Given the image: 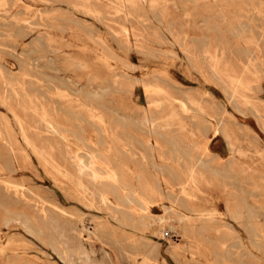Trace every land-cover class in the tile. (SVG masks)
I'll use <instances>...</instances> for the list:
<instances>
[{"label": "rangeland", "instance_id": "1", "mask_svg": "<svg viewBox=\"0 0 264 264\" xmlns=\"http://www.w3.org/2000/svg\"><path fill=\"white\" fill-rule=\"evenodd\" d=\"M263 13L0 0V264H264Z\"/></svg>", "mask_w": 264, "mask_h": 264}, {"label": "bare ground", "instance_id": "2", "mask_svg": "<svg viewBox=\"0 0 264 264\" xmlns=\"http://www.w3.org/2000/svg\"><path fill=\"white\" fill-rule=\"evenodd\" d=\"M88 9H89V8H88ZM263 14H264V13H263ZM125 31H127V30H125ZM220 51H221V50H220ZM254 59H255V58H254ZM217 74H218V73H217ZM218 75H219V74H218ZM238 79H239V78H238ZM220 80H221V79H220ZM237 81H238V80H237ZM239 82H241V80H239ZM239 84H240V83H239ZM150 86H152V85H150ZM145 87H146V86H145ZM152 87H153V86H152ZM157 87H158V86H157ZM147 88H148V87H147ZM149 89H150V88H149ZM152 89H153V88H151V90H152ZM154 89H155V90L158 89L157 91H160V90H159V87H158V88L155 87ZM161 89H162V88H161ZM155 90H153L154 93H155ZM246 90H248V89H246ZM146 91H147V90H146ZM148 92H149V91H148ZM148 94H149V93H148ZM245 98H246V97H245ZM190 101H191V100H190ZM152 102H153V101H152ZM159 102H160V101H159ZM154 103H155V102H154ZM190 103H191V102H190ZM192 103H193V102H192ZM192 103H191V105H192ZM248 104H249V103H248ZM191 105H190V106H191ZM193 107H194V106H193ZM195 107H197V106H195ZM197 110H198V108H197ZM255 111H256V110H255ZM196 115H197V114H196ZM42 116H43V115H42ZM44 116H45V115H44ZM176 117H177V115H176ZM16 118H17V117H16ZM44 118H45V117H44ZM96 119H97V118H96ZM171 119H172V118H171ZM18 120H19V119H18ZM8 122H9V121H8ZM8 122H7V123H8ZM18 122H19V121H18ZM18 122H17V123H18ZM19 125H20V123H19ZM48 125H49V124H48ZM48 125H47V126H48ZM4 126H5V125H4ZM20 127H21V126H20ZM20 129H21V128H20ZM21 130H22V129H21ZM72 131H73V130H72ZM21 133H22V135H23V132H21ZM0 135H2V133H1ZM155 135H156V134H155ZM225 137H226V136H225ZM8 138H9V137H8ZM21 138H22V137H21ZM26 138H27V137H26ZM208 139H209V138H208ZM226 139H227V138H226ZM27 140H28V139H27ZM227 140H229V139H227ZM150 141H151V140H150ZM24 142L26 143V141H24ZM10 143H11V142H10ZM27 145H28V142H27ZM29 146H30V145H29ZM228 146L230 147L231 145L228 143ZM228 146H227V147H228ZM30 147H31V146H30ZM172 147H173V145H172ZM34 148H35V147H34ZM114 148H115V147H114ZM173 148H174V147H173ZM231 148H232V147H231ZM32 149H33V148H32ZM234 149H235V148H234ZM34 150H35V149H34ZM34 150H33V151H34ZM33 151H32V152H33ZM82 151H83V150H82ZM175 151H176V150H175ZM232 151H233V150H232ZM235 151H236V150H235ZM231 153H232V152H231ZM40 154H41V153H40ZM41 155H42V154H41ZM134 156H135V155H134ZM179 156H180V155H179ZM41 157H42V156H41ZM142 158H143V157H142ZM232 159H233V158H232ZM45 161H46V160H45ZM82 161H83V160H82ZM82 161H81V162H82ZM48 162H49V161H48ZM79 162H80V161H79ZM81 162H80V163H81ZM99 162H100V161H99ZM145 162H146V161H145ZM95 163H97V162H95ZM46 164H48V163L46 162ZM82 164H83V163H82ZM48 165H49V164H48ZM53 165H54V163H53ZM84 165H85V164H84ZM84 165H83V166H84ZM96 165H98V164H96ZM96 165H95V166H96ZM99 166H100V165H99ZM102 166H103V165H102ZM102 166H101V167H102ZM202 166H204V165H202ZM52 167H54V166H52ZM54 168H55V167H54ZM106 168H107V167H106ZM52 169H53V168H52ZM55 169H56V168H55ZM60 169H61V168H60ZM107 169H109V168H107ZM107 169H106V170H107ZM53 170H54V169H53ZM56 170H57V169H56ZM56 170H54V171H56ZM63 170H65V169H63ZM104 170H105V169H104ZM110 171H111V169H110ZM60 172H61V171H59V174H62V173H63V172H62V173H60ZM106 172H107V171H106ZM112 172H114V171H112ZM112 172H111V173H112ZM56 173H58V171H56ZM65 173H66V172H65ZM243 173H244V172H243ZM93 174H94V173H93ZM105 174H108V172L105 173ZM112 174H113V173H112ZM189 174H190V173H189ZM244 174H245V173H244ZM67 175H68V174H67ZM70 175H71V174H70ZM95 175H96V174H95ZM97 175H98V173H97ZM109 175H110V174H109ZM62 176H63V175H62ZM68 176H69V175H68ZM113 176H114V175H113ZM113 176H112V177H113ZM115 176H116V175H115ZM190 176H191V174H190ZM190 176H189V178H190ZM65 177H66V175H65ZM69 177H70V176H69ZM95 177H97V176H95ZM103 177H104V176H102V178H103ZM107 177H108V175H107ZM116 177H117V176H116ZM137 177H138V175H137ZM66 178H67V177H66ZM171 178H172V177H171ZM63 179H64V178H63ZM70 179H71V178H70ZM72 179H73V178H72ZM75 179H76V178H75ZM105 179H106V176H105ZM113 179H114V178H113ZM113 179H112V180H113ZM68 180H69V179H68ZM99 180H100V179H99ZM106 180H107V179H106ZM108 180H109V179H108ZM114 180H117V179H114ZM69 181H70V180H69ZM93 181H95V180H93ZM192 181H193V180H192ZM114 182H115V181H114ZM116 182H117V181H116ZM78 183H80V182H78V180H77V183H76V184H77L78 187H79L80 184H78ZM194 183H195V182H194ZM7 184H8V183H7ZM81 184H82V183H81ZM247 184H248V183H247ZM5 185H6V183L4 184V186H5ZM10 185H11V184H10ZM8 186H9V185H8ZM11 186H12V185H11ZM13 186H14V187H18V186H15V185H13ZM82 186H84V185H81V187H82ZM81 187H79V188L81 189ZM85 187H86V186H84V188H85ZM92 187H93V186H92ZM182 187H183V186H182ZM9 188H10V186H9ZM79 188H78V189H79ZM177 188H178V187H177ZM183 188H184V187H183ZM183 188H182V189H183ZM121 189H122V188H121ZM11 190H12V189H11ZM16 190H18V189L16 188ZM87 190H88V189H87ZM87 190H86V191H87ZM9 191H10V190H9ZM206 191H207V190H206ZM83 192H84V191H83ZM87 192H88V191H87ZM97 192H99V191H97ZM180 192L183 193L182 190H181ZM85 193H86V192H85ZM91 193H92V192H91ZM93 193H94V192H93ZM132 193H133V192H132ZM134 194H135V193H134ZM253 194H254V193H253ZM92 195H93V197H94V194H92ZM138 195H139V194H138ZM255 195H256V194H255ZM97 196H98V194H97ZM101 196H102V195H101ZM101 196H100V198H101ZM93 197H92V198H93ZM98 197H99V196H98ZM133 197H134V196H133ZM103 198H104V196H103ZM103 198H101V199H103ZM126 199H128V198L126 197ZM193 199H194V198H193ZM105 200H106V199H105ZM105 200H104V203L106 204L107 201H105ZM128 200H129V199H128ZM43 202H44V201H43ZM79 202H80V201H79ZM82 202H83V201H82ZM121 202H122V201H121ZM129 202H130V201H129ZM100 203H101V202H100ZM109 203H110V202H109ZM131 203H132V202H131ZM88 204H89V203H88ZM90 204H91V203H90ZM90 204H89V205H90ZM101 204H102V203H101ZM107 205H108V204H107ZM84 206H85V205H84ZM90 206H91V205H90ZM116 206H117V205H116ZM118 206H119V205H118ZM114 207H115V206H114ZM173 207H174V206H173ZM115 208H116V207H115ZM115 208H114V209H115ZM117 208H118V207H117ZM42 209H43V208H42ZM170 209H171V208H170ZM56 210H57V208H56ZM178 211H179V210H178ZM60 212H62V211H60ZM137 212L140 213L141 211L139 210V211H137ZM144 212H145V211H144ZM62 213H63V212H62ZM142 213H143V212H142ZM164 213H165V212H164ZM203 213H204V212H203ZM43 214H44V213H43ZM65 214H66V213H65ZM73 215H74V214H73ZM114 215H115V214H114ZM128 215H129V214H128ZM128 215H124V219H123V222H122L123 225L128 224L129 219H130ZM67 216H68V215H67ZM94 216H95V215H94ZM186 217H187V216H186ZM197 217H199V216H197ZM159 218H160V217H159ZM163 219H164V218H163ZM58 220H59V219H58ZM114 220H115V219H114ZM159 220H160V219H159ZM50 221L52 222V220H50ZM50 221H49V222H50ZM160 221H161V220H160ZM162 221H163V220H162ZM55 222H57V221H55ZM59 222H60V221H58V223H59ZM53 223H54V222H52V224H53ZM72 223H73V222H72ZM103 223H104V222H103ZM106 223H107V222H106ZM233 223H234V222H233ZM81 225H82V224H81ZM117 225H118V224H117ZM50 226H51V225H50ZM56 226H57V225H56ZM109 226H110V228H111V225H110V224H109ZM100 227H102V226L100 225ZM103 227H104V226H103ZM222 227H223V226H222ZM125 228H126V227H125ZM96 229H97V228H96ZM98 229H99V228H98ZM104 229H105V228H104ZM104 229H103V230H104ZM118 229H119V228H118ZM123 229H124V227H123ZM56 231H57V230H56ZM64 231H65V230H64ZM64 231H63V232H64ZM91 231H92V230H91ZM111 231H112V229H111ZM121 231H122V230H121ZM72 232H73V231H72ZM217 232H218V231H217ZM219 232H220V231H219ZM98 233H99V232H98ZM124 233H125V232H124ZM124 233H123V234H124ZM130 233H132V232H130ZM91 234H93V233L91 232ZM133 234H134V233H133ZM62 235H63V234H62ZM93 235H94V234H93ZM96 235H97V234H96ZM96 235H94V236H96ZM116 235H117V234H116ZM99 236H101V235H99ZM60 237H61V235H60ZM60 237H59V238H60ZM78 237H79V236H78ZM140 237H141V236H140ZM101 238H102V237H101ZM125 238L127 239V237H125ZM106 239H107V238H106ZM132 239H133V238H132ZM137 239H139V238L137 237ZM111 241H112V240H111ZM139 241H140V240H139ZM144 241H145V239H144ZM79 242H80V241H79ZM129 242H130V241H129ZM136 243H137V242H136ZM134 244H135V243H134ZM149 244H150V243H149ZM138 245H139V244H138ZM187 245H188V244H187ZM80 246H81V245H80ZM60 247H61V246H60ZM135 247H136V246H135ZM153 247H154V246H153ZM61 248H62V247H61ZM142 249H143V248H142ZM146 249H147V248H146ZM155 250H156V249H155ZM62 251H63V250H62ZM149 251H150V250H149ZM184 252H185V254L188 253V255L191 254L193 260L196 259L197 255H199V254L201 253V251H200V247H196L195 245H193V244H191V243L189 244L188 248H186V249L184 250ZM204 252H205V251H204ZM63 253H64V252H63ZM246 253H247V252H246ZM81 254H82V253H81ZM83 255L85 256V255H87V254H83ZM186 255H187V254H186ZM64 256H65V255H64ZM66 256H67V255H66ZM66 256H65V257H66ZM81 256H82V255H81ZM189 256H190V255H189ZM189 256H188V257H189ZM251 256H252V255H251ZM87 257H88V256H87ZM150 257H151V258H152V257H156V258L159 257V252H158L157 250L154 251V252H151ZM67 258H68V257H67ZM64 259H65V258H64ZM75 260H76V259H75ZM89 260H90V259H89ZM148 260H149V259H148ZM151 260H152V259H151ZM161 260H162V259H161ZM66 261H67V260H66ZM76 261H77V260H76ZM87 261H88V260H87ZM67 263H68V262H67ZM75 263H76V262H75ZM242 264H243V263H242Z\"/></svg>", "mask_w": 264, "mask_h": 264}]
</instances>
